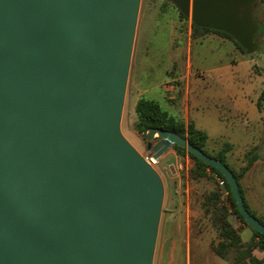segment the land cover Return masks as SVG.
I'll list each match as a JSON object with an SVG mask.
<instances>
[{"label": "water", "instance_id": "water-1", "mask_svg": "<svg viewBox=\"0 0 264 264\" xmlns=\"http://www.w3.org/2000/svg\"><path fill=\"white\" fill-rule=\"evenodd\" d=\"M168 1L247 55L260 49L258 0ZM140 8L0 0V264H153L165 187L121 129ZM142 138L157 161L179 146L217 169L264 235L226 164L175 132Z\"/></svg>", "mask_w": 264, "mask_h": 264}, {"label": "rangeland", "instance_id": "rangeland-1", "mask_svg": "<svg viewBox=\"0 0 264 264\" xmlns=\"http://www.w3.org/2000/svg\"><path fill=\"white\" fill-rule=\"evenodd\" d=\"M182 15L168 0H141L121 129L124 137L144 157H152V154L147 149L148 141L135 128L137 102L141 98L152 99L167 109L170 102L174 101L167 99L166 90L175 86L183 91L186 87L188 28L193 23L191 18ZM255 17L263 24V31L258 38L261 47L249 56L256 59L257 71L264 73V0H258ZM158 142L156 139L154 144ZM155 169L165 187L161 218L171 211L175 215L168 216L167 241L163 244L162 238L157 240L153 264H218L219 257L212 247L219 243V235L214 220L204 215L203 204L217 194L220 209L224 211L225 208L228 215L233 216L229 213L228 207L231 205L228 196L222 197L220 178L207 172L205 177L194 180V161L189 155H182L173 148L157 161ZM249 236L250 229L242 234V239L247 241ZM174 245L177 247L175 254ZM190 247L191 252L188 249Z\"/></svg>", "mask_w": 264, "mask_h": 264}, {"label": "crops", "instance_id": "crops-1", "mask_svg": "<svg viewBox=\"0 0 264 264\" xmlns=\"http://www.w3.org/2000/svg\"><path fill=\"white\" fill-rule=\"evenodd\" d=\"M188 37L186 87L183 91L175 86L166 90L167 99L174 102L164 110L204 131L209 137L210 152L216 153L225 143L231 144L233 149L226 160L236 172L247 165L245 155L256 150L259 159L241 178L239 186L248 210L264 222V103L262 109L258 106L264 92V73L257 71L255 58L243 54L224 36L195 32L190 25ZM169 213L163 214L159 228L158 239L162 238L163 244L169 237L168 216L175 215L174 211ZM233 219L232 224L242 239V234L250 228ZM253 237L250 229L249 239L242 242L249 243ZM176 248L174 245V254ZM188 249L191 252L192 247ZM253 256L264 263V251L256 249ZM227 263L231 264L219 257L218 264Z\"/></svg>", "mask_w": 264, "mask_h": 264}, {"label": "trees", "instance_id": "trees-1", "mask_svg": "<svg viewBox=\"0 0 264 264\" xmlns=\"http://www.w3.org/2000/svg\"><path fill=\"white\" fill-rule=\"evenodd\" d=\"M182 16L185 18L184 15ZM192 27L195 32H214L216 34L224 36L232 40L236 44L238 49L243 54H246L241 46L230 35L210 29H201L194 24ZM263 103L264 92L262 93L261 98L258 102V106L260 109L263 108ZM136 115L137 123L135 128L140 133V135H142L146 130L150 128L175 132L183 138H186L192 145L200 148L206 154L226 164L231 169L226 160L227 154L233 149L231 144L225 143L222 149L218 152H210V150L208 149L209 137L204 131L198 129L193 123L185 124L182 119L171 115L166 110H164V108L158 101L147 98L139 99L136 104ZM173 149L182 155L187 154L192 158L195 163V169L192 172V178L194 180L205 177L207 172H212L215 176L225 181V187L229 193L228 200L231 207L233 208V216H229L225 208H223L224 211L220 209L217 194H214V196L209 198L207 203L205 202L203 204L204 215L210 216L212 220H214V226L216 227L219 235V243L212 247L214 253L220 258L230 261L231 264H264L262 261L253 256V252L256 249L264 251V235L253 230L245 222L236 205L234 196L226 179L219 173L217 169L201 162L197 157L188 152L186 149L179 146H174ZM258 159L259 155L256 153V150H252L245 155V161L247 165L243 170H241V172H236L235 170L231 169L238 183L245 175V173L252 167L254 162ZM233 217L239 219L243 224L248 226L253 231L254 237L251 242L246 244L242 242L238 230L232 224L231 218ZM260 222L264 224V222Z\"/></svg>", "mask_w": 264, "mask_h": 264}, {"label": "built area", "instance_id": "built-area-1", "mask_svg": "<svg viewBox=\"0 0 264 264\" xmlns=\"http://www.w3.org/2000/svg\"><path fill=\"white\" fill-rule=\"evenodd\" d=\"M145 158H146V160L148 161V163H149L150 165H152V166L155 168V166L157 165V160H155V159L153 158V156H152V157H151V156H146ZM219 184H220V186H221V188H222V197H223V198H226L227 196H229V193H228V191L226 190V187H225V181L222 180V179H220ZM228 209H229V213H230V214H233V209H232V207L229 206Z\"/></svg>", "mask_w": 264, "mask_h": 264}, {"label": "flooded vegetation", "instance_id": "flooded-vegetation-1", "mask_svg": "<svg viewBox=\"0 0 264 264\" xmlns=\"http://www.w3.org/2000/svg\"><path fill=\"white\" fill-rule=\"evenodd\" d=\"M256 11V10H255ZM254 16H255V14H254ZM256 18V17H255ZM256 20L258 21V23L260 24V30H259V34H258V36H257V38H256V41H258V42H260L259 40H258V38L260 37V35H261V33H262V31H263V24L256 18Z\"/></svg>", "mask_w": 264, "mask_h": 264}]
</instances>
